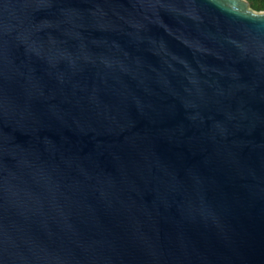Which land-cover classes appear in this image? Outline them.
Segmentation results:
<instances>
[{"label":"water","instance_id":"95a60500","mask_svg":"<svg viewBox=\"0 0 264 264\" xmlns=\"http://www.w3.org/2000/svg\"><path fill=\"white\" fill-rule=\"evenodd\" d=\"M0 264H264V10L0 0Z\"/></svg>","mask_w":264,"mask_h":264},{"label":"trees","instance_id":"16d2710c","mask_svg":"<svg viewBox=\"0 0 264 264\" xmlns=\"http://www.w3.org/2000/svg\"><path fill=\"white\" fill-rule=\"evenodd\" d=\"M256 10H264V0H248Z\"/></svg>","mask_w":264,"mask_h":264}]
</instances>
